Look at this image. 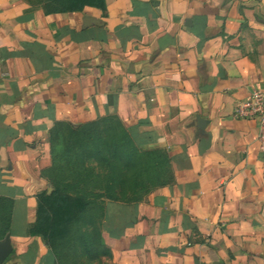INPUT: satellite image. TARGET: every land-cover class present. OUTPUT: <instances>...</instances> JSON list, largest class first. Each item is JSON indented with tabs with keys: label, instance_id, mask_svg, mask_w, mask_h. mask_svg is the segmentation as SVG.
<instances>
[{
	"label": "crops",
	"instance_id": "1",
	"mask_svg": "<svg viewBox=\"0 0 264 264\" xmlns=\"http://www.w3.org/2000/svg\"><path fill=\"white\" fill-rule=\"evenodd\" d=\"M256 90L264 0H106L57 13L0 0V195L15 199L3 264H55L28 233L51 184L50 130L108 114L144 149L169 151L172 172L142 201L108 202V264H264V150L258 120L237 112Z\"/></svg>",
	"mask_w": 264,
	"mask_h": 264
},
{
	"label": "trees",
	"instance_id": "2",
	"mask_svg": "<svg viewBox=\"0 0 264 264\" xmlns=\"http://www.w3.org/2000/svg\"><path fill=\"white\" fill-rule=\"evenodd\" d=\"M45 12L105 9L106 0H45ZM51 164L42 170L53 190L38 194L36 219L55 264H103L111 250L103 240L109 201L135 203L172 179L171 156L144 149L114 114L81 122L57 120L50 130ZM15 199L0 195V240L12 229Z\"/></svg>",
	"mask_w": 264,
	"mask_h": 264
},
{
	"label": "built area",
	"instance_id": "3",
	"mask_svg": "<svg viewBox=\"0 0 264 264\" xmlns=\"http://www.w3.org/2000/svg\"><path fill=\"white\" fill-rule=\"evenodd\" d=\"M237 112L244 117L255 118L259 122V139L264 150V91H254L237 106Z\"/></svg>",
	"mask_w": 264,
	"mask_h": 264
},
{
	"label": "water",
	"instance_id": "4",
	"mask_svg": "<svg viewBox=\"0 0 264 264\" xmlns=\"http://www.w3.org/2000/svg\"><path fill=\"white\" fill-rule=\"evenodd\" d=\"M86 21H91L93 24L98 22V19L93 17H87ZM91 23V24H92ZM53 190V185H49V192ZM13 252V244L9 234L2 240H0V264H3Z\"/></svg>",
	"mask_w": 264,
	"mask_h": 264
},
{
	"label": "rangeland",
	"instance_id": "5",
	"mask_svg": "<svg viewBox=\"0 0 264 264\" xmlns=\"http://www.w3.org/2000/svg\"><path fill=\"white\" fill-rule=\"evenodd\" d=\"M23 2H25L28 5L29 9H43L46 4L45 0H23ZM61 120L70 121L67 118H63ZM45 178L49 181L47 177ZM44 190H46V188ZM103 264H108V263L106 262V260H104Z\"/></svg>",
	"mask_w": 264,
	"mask_h": 264
}]
</instances>
